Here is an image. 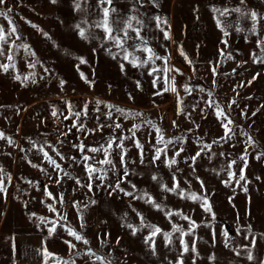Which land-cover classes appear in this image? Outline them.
<instances>
[{"label":"rangeland","instance_id":"1","mask_svg":"<svg viewBox=\"0 0 264 264\" xmlns=\"http://www.w3.org/2000/svg\"><path fill=\"white\" fill-rule=\"evenodd\" d=\"M104 7L114 34L131 19L122 48L95 26ZM0 11V264H264V0H6Z\"/></svg>","mask_w":264,"mask_h":264},{"label":"snow or ice","instance_id":"2","mask_svg":"<svg viewBox=\"0 0 264 264\" xmlns=\"http://www.w3.org/2000/svg\"><path fill=\"white\" fill-rule=\"evenodd\" d=\"M5 2H6V0H0V4H4ZM52 2L55 3L56 0H52ZM100 2H101V4H107L109 6L111 5V0H100ZM241 2L243 3V0H241ZM75 6H76L77 9L80 8V4L79 3H77ZM110 10L112 12L115 11V9H110V7H104L103 8V18L95 26L96 27H99V28H102L104 30L105 34H106V38L108 40L112 41L115 46L122 48L123 47V43L126 42L127 39H129V37H128V29L132 28L131 19H129V21L127 22V27H125L123 29H119V28L116 29L115 30L116 34H114V29L112 27V23H110V20H109ZM7 11L10 12L11 9H8ZM235 11L239 12L240 9L237 8V9H235ZM0 15H3L5 17H7V12L0 11ZM250 16H251V19L253 21V30H254L255 29V22L257 20V13L252 12L250 14ZM32 27H36V26L35 25H32ZM76 27L79 29V35H80V37L81 38H87V37H85V30L83 28H80V25H76ZM237 30H239V29H237ZM15 31H16V29H15V27H13L12 28V32L14 33ZM120 32H123V36H121L119 34ZM225 35H227V33H225ZM136 36H137V38L140 37V34H139V31L138 30L136 31ZM0 41L5 42V43L7 42L6 39H5V36H4V29L3 28H0ZM144 50L147 51V52H149V53H151V50L150 49H147L146 48ZM0 54H2V53H0ZM181 54H183V53H181ZM156 58L157 59H160V57H156ZM9 59H11V57H9ZM125 59H127V56H125ZM149 59H151V55L149 56ZM80 62L81 63H85V61L83 59ZM261 62H264V61H261ZM132 63H133V66H136L135 60H133ZM0 68H3V70L5 72L8 71V66L7 65H0ZM121 70H123V65H121ZM154 71H156V70L154 69ZM81 77L84 78L82 73H81ZM16 78L19 79V77H16ZM85 82H88V81L86 80ZM61 83H63V82H61ZM153 83L155 84V80L153 81ZM168 90L169 89L167 87L164 89V91H168ZM171 91L175 92L176 89L175 88H171ZM156 94L157 95H161L162 93L161 92H157ZM99 103H100V101H97V104H99ZM216 107H217V112H216L217 118L223 117L224 120H227V123H222V126L225 129V135L227 136L228 133L231 131V129L228 128V125L229 124H232L233 122L230 119H228L227 116L224 115V113H223L222 110H219V106L218 105ZM116 110L117 111H120V112H123L122 109H116ZM53 115H55V112H53ZM75 115L77 116V118H79V114L78 113L75 114ZM137 115H139V114H137ZM73 126H75V125H73ZM101 127H103V125H101ZM115 127L119 128L120 125L119 124H116ZM157 133H158V141L157 142L159 143V142L163 141V136H162V134H160V130L159 129H157ZM2 135L3 134H0V137H2ZM113 142L114 141H110L109 142L108 148H111ZM165 143L166 144L167 143H172V141L169 140V141H166ZM121 146H122V143L117 145V147H121ZM49 147H51V146H49ZM137 147H140L138 143H137ZM83 148H84V146L81 145L80 146L81 151H83ZM89 151H91V152H98V151H100V149H98V148H91V149H89ZM160 153H161V150L158 149L157 152H156L155 159H159ZM104 154H105L106 157L109 155L107 148L104 149ZM57 155H60L61 156V159L64 158L59 152H57ZM177 155H179V153H177ZM197 155H199V153H197ZM44 157H45V159L48 160L49 163L53 164L56 168H58V169L60 168V165L57 164L55 160L51 159V157L48 156V153L47 152H44ZM83 159L85 161H87L89 159V157L88 156H84ZM193 159H195V158H193ZM241 159H244V157H241ZM121 160L123 161V156H121ZM100 163H102V164H111L112 162L110 160L105 159V160L100 161ZM171 163L174 164L175 163V160H172ZM33 167H36V165H33ZM86 169H87V171L89 173V180H91L93 178V173H95L97 171V169H95L92 166H87V165H86ZM153 179L155 180L156 177L154 176ZM239 179L240 180H244L245 179L244 175L241 174L239 176ZM77 183H79V181H77ZM117 187H119V185H117ZM176 187H178V185ZM89 188L91 190V186L90 185H89ZM166 190H168V191H175L176 189L173 188V189H166ZM0 191H4L3 187H0ZM245 191H246V188H245ZM47 194L50 197L52 196L51 193H47ZM126 194H128V193H126ZM192 199L195 200V199H198V197H196L193 194ZM146 202H151V203H153V205L155 207H159L158 205H155L154 202H152L150 199H149V201H146ZM204 202H205V205H207V200L206 199H205ZM50 210L55 211L54 208H52ZM205 211H211V208L210 207H206L205 208ZM185 219H186V217H185ZM173 227H174V230L179 231V229H175V226H173ZM159 231H160L159 228L154 229L153 235H155ZM133 234H135V230L133 231ZM69 235L75 237L76 240H81L82 239V237H80L75 231H73L71 229H69ZM224 235L227 236V232H225ZM66 243H69V246L70 247H73V245H71L70 242H67L66 241ZM85 243H87V241H85ZM184 250L185 251L188 250L187 246H185V249ZM192 250L195 251V247L194 246H193V249ZM97 259H100V257H97ZM248 259L251 260L252 259V256L249 255L248 256Z\"/></svg>","mask_w":264,"mask_h":264},{"label":"crops","instance_id":"3","mask_svg":"<svg viewBox=\"0 0 264 264\" xmlns=\"http://www.w3.org/2000/svg\"><path fill=\"white\" fill-rule=\"evenodd\" d=\"M23 242L26 244L27 243V239H23ZM16 246L18 248H21V249H23L25 247L24 244L19 243V242H17V245ZM28 251H30V250H28ZM18 255H19L18 256V262H19V264H41V261H40L41 259L40 258H36V257L34 258L30 254H28L27 256H25V255L21 256L20 254H18Z\"/></svg>","mask_w":264,"mask_h":264}]
</instances>
